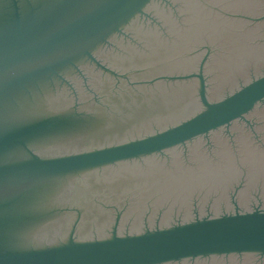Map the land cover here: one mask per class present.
<instances>
[{"label":"water","instance_id":"1","mask_svg":"<svg viewBox=\"0 0 264 264\" xmlns=\"http://www.w3.org/2000/svg\"><path fill=\"white\" fill-rule=\"evenodd\" d=\"M0 264H264V0H0Z\"/></svg>","mask_w":264,"mask_h":264},{"label":"flooded vegetation","instance_id":"2","mask_svg":"<svg viewBox=\"0 0 264 264\" xmlns=\"http://www.w3.org/2000/svg\"><path fill=\"white\" fill-rule=\"evenodd\" d=\"M101 54H103L102 53V51L100 52ZM144 56V55H143ZM142 56V57H143ZM146 56V55H145ZM148 56H146L145 57V59L143 60V59H141L140 61L141 62H143V64L144 63H148V62H151L152 60H150L149 58H147ZM158 59V61L160 62L161 60H160V58H157ZM91 71V73L90 74H92L95 78H98V79H100L101 77L102 78H104V79H111L110 77H108L106 74H103V72L102 71H100V70H98L96 67H93L92 69H90ZM89 100V99H88ZM92 102V101H91ZM93 104H95L94 102H93ZM92 106H94V105H92ZM96 107V106H95ZM96 111H99L98 110V108L96 107ZM136 126V125H135ZM123 127H125V128H127V125H124Z\"/></svg>","mask_w":264,"mask_h":264}]
</instances>
